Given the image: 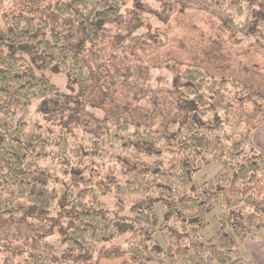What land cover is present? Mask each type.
Returning <instances> with one entry per match:
<instances>
[{"label": "trees", "instance_id": "16d2710c", "mask_svg": "<svg viewBox=\"0 0 264 264\" xmlns=\"http://www.w3.org/2000/svg\"><path fill=\"white\" fill-rule=\"evenodd\" d=\"M9 1L0 0V220L73 212L63 235L46 240V253H26L32 264H71L58 254L73 247L94 253L115 238L135 264H264V255L240 251L246 239L264 244V139L256 134L264 117L251 121L264 113V94L190 65L177 76L195 117L171 133L108 117L96 133L68 130L46 110L62 95L52 74L74 81L89 75L73 31L53 28L48 12L78 17L85 42L93 43L109 30L100 21L118 16L128 0H46L38 14L5 13ZM178 1L204 2L236 31L264 23V2ZM212 161L219 167L210 177L198 176ZM103 169L108 184L84 177ZM213 208L218 227L204 237Z\"/></svg>", "mask_w": 264, "mask_h": 264}, {"label": "rangeland", "instance_id": "374dc122", "mask_svg": "<svg viewBox=\"0 0 264 264\" xmlns=\"http://www.w3.org/2000/svg\"><path fill=\"white\" fill-rule=\"evenodd\" d=\"M250 1L254 5L264 2ZM46 6V0H10L4 11L38 14ZM48 17L53 28L73 31L71 44L82 51V66L89 75L86 81H74L61 73L52 74L62 95L48 101L46 110L68 130L79 125L96 133L104 127L102 117H108L118 124L119 119L130 120L171 133V129L188 122V115L195 117V104L184 96L177 76L190 65L215 76L237 79L252 92L264 94V23L252 21L247 31L241 32L227 26L204 2L128 0L118 16L100 21L109 30L100 32L91 43L85 42L78 17H61L51 11ZM244 109L249 111L250 107ZM263 115L251 121L260 122ZM256 134L264 139V125L257 127ZM218 167L219 163L212 161L198 176L208 178ZM103 171L96 176L93 170L84 177L98 185L108 184V172ZM256 183L255 188L263 190ZM159 206L156 202L158 216ZM216 210L206 214V226L201 230L204 237L218 227L213 218ZM67 213L70 217L73 214L71 209ZM58 214L44 218L29 211L0 220V264H32L27 252L46 253V240L63 235L69 222L66 213ZM58 255L71 264H135L124 251L121 238L103 241L94 253L73 247Z\"/></svg>", "mask_w": 264, "mask_h": 264}, {"label": "crops", "instance_id": "0c3cea01", "mask_svg": "<svg viewBox=\"0 0 264 264\" xmlns=\"http://www.w3.org/2000/svg\"><path fill=\"white\" fill-rule=\"evenodd\" d=\"M240 248L246 253L245 256L262 259L264 244L260 240L246 239L240 244Z\"/></svg>", "mask_w": 264, "mask_h": 264}]
</instances>
